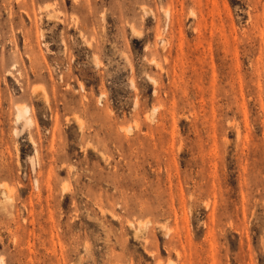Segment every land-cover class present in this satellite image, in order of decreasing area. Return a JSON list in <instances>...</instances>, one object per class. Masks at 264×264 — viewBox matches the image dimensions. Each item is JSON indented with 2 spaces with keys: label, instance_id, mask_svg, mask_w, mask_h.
Segmentation results:
<instances>
[{
  "label": "rangeland",
  "instance_id": "1",
  "mask_svg": "<svg viewBox=\"0 0 264 264\" xmlns=\"http://www.w3.org/2000/svg\"><path fill=\"white\" fill-rule=\"evenodd\" d=\"M0 264H264V0H0Z\"/></svg>",
  "mask_w": 264,
  "mask_h": 264
},
{
  "label": "bare ground",
  "instance_id": "2",
  "mask_svg": "<svg viewBox=\"0 0 264 264\" xmlns=\"http://www.w3.org/2000/svg\"><path fill=\"white\" fill-rule=\"evenodd\" d=\"M25 108H24V110L22 111V110H20V112H19V114L22 116L23 115V113L24 112H28L27 110H28V108L26 107V106H24Z\"/></svg>",
  "mask_w": 264,
  "mask_h": 264
}]
</instances>
